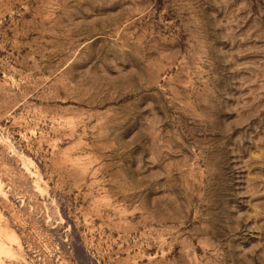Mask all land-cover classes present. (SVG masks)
<instances>
[{
    "label": "rangeland",
    "instance_id": "374dc122",
    "mask_svg": "<svg viewBox=\"0 0 264 264\" xmlns=\"http://www.w3.org/2000/svg\"><path fill=\"white\" fill-rule=\"evenodd\" d=\"M0 264H264V0H0Z\"/></svg>",
    "mask_w": 264,
    "mask_h": 264
}]
</instances>
